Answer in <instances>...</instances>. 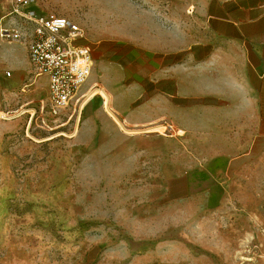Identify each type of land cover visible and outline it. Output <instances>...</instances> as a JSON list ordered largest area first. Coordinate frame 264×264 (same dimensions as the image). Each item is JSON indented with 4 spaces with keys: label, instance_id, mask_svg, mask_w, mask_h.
<instances>
[{
    "label": "rangeland",
    "instance_id": "1",
    "mask_svg": "<svg viewBox=\"0 0 264 264\" xmlns=\"http://www.w3.org/2000/svg\"><path fill=\"white\" fill-rule=\"evenodd\" d=\"M4 4L0 0V15ZM197 6L192 0L33 4L76 22L84 31L78 43L90 52L99 42L108 48L118 41L158 53L200 37ZM27 61L23 45L3 42L0 75L17 83H0V188H8L0 215V264L217 263L211 248L217 234L207 232L217 218L172 201L164 178L169 146L162 137H144L166 129L143 132L125 125V130L98 93L82 105L80 94L95 83L103 88L101 72L91 75L92 66L68 107L40 111L47 96L34 92L46 78Z\"/></svg>",
    "mask_w": 264,
    "mask_h": 264
},
{
    "label": "crops",
    "instance_id": "2",
    "mask_svg": "<svg viewBox=\"0 0 264 264\" xmlns=\"http://www.w3.org/2000/svg\"><path fill=\"white\" fill-rule=\"evenodd\" d=\"M192 1L203 20L197 40L170 53L99 42L91 75L101 72L128 128L172 126L144 137L169 146L172 201L217 218L207 232L217 234L218 261L201 264H264V0ZM38 77L48 97V75Z\"/></svg>",
    "mask_w": 264,
    "mask_h": 264
},
{
    "label": "built area",
    "instance_id": "3",
    "mask_svg": "<svg viewBox=\"0 0 264 264\" xmlns=\"http://www.w3.org/2000/svg\"><path fill=\"white\" fill-rule=\"evenodd\" d=\"M36 0H5L0 15V39L24 46L34 73L47 74L46 105L54 113L70 105L91 70V52L78 43L83 29L73 20L33 8ZM9 74V73H8ZM36 110L30 114L33 116ZM166 130L172 126H165Z\"/></svg>",
    "mask_w": 264,
    "mask_h": 264
},
{
    "label": "bare ground",
    "instance_id": "4",
    "mask_svg": "<svg viewBox=\"0 0 264 264\" xmlns=\"http://www.w3.org/2000/svg\"><path fill=\"white\" fill-rule=\"evenodd\" d=\"M187 13H190V9ZM6 75H8V73ZM14 79H15L14 77L10 78V79H6L0 75V83L5 82L8 86L13 84ZM96 85L97 84L95 83L93 86H91V88H89V90L80 94V99H82V105L87 104V103L88 104L91 103L93 96L96 93L100 94V97L103 100V105L106 108L108 115L111 116L113 118V120L118 122L119 125L126 130L123 122H120L119 119L112 113L111 109L109 108V105H108L109 97H108L107 92L101 87L97 88ZM41 91H42V89H41V87H39V88H36V91L34 93H36V92L38 93ZM24 111H26V110H23L22 112H24ZM143 128L144 129L137 127L135 130L136 131H143V132H155V131L160 132L162 129H165V126L164 125H148V126L143 127ZM7 190H8L7 187L6 188H0V215L4 209V201H5V196H6Z\"/></svg>",
    "mask_w": 264,
    "mask_h": 264
}]
</instances>
